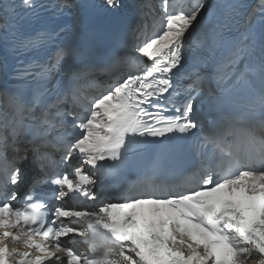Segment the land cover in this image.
Masks as SVG:
<instances>
[{
  "label": "snow or ice",
  "instance_id": "obj_1",
  "mask_svg": "<svg viewBox=\"0 0 264 264\" xmlns=\"http://www.w3.org/2000/svg\"><path fill=\"white\" fill-rule=\"evenodd\" d=\"M104 5L112 12L123 6ZM36 7V0H0V32L15 38L19 10ZM57 7L78 5L63 0ZM206 7V0H161V27L135 46L151 61L142 71L126 54L61 79L64 60L82 51L57 46L48 60L17 70L19 81H30L26 89H0V264H264V86L253 96L234 94L251 75L264 81V32L193 37ZM148 11L142 0V23ZM58 35L43 32L19 44L31 50ZM226 44L223 58L214 59ZM195 53L211 63L184 73L190 83L178 106L173 78ZM124 69L114 84L97 77ZM221 94L229 108L200 109ZM173 133L196 137L193 166L165 171L157 159L119 202L86 206L139 139ZM29 160L42 179L20 191Z\"/></svg>",
  "mask_w": 264,
  "mask_h": 264
}]
</instances>
